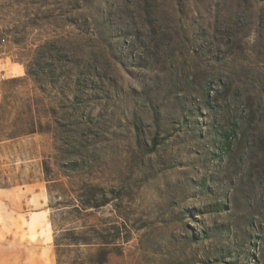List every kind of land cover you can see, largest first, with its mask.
<instances>
[{"label":"rangeland","instance_id":"obj_1","mask_svg":"<svg viewBox=\"0 0 264 264\" xmlns=\"http://www.w3.org/2000/svg\"><path fill=\"white\" fill-rule=\"evenodd\" d=\"M40 210L55 264H264V0H0V226Z\"/></svg>","mask_w":264,"mask_h":264},{"label":"crops","instance_id":"obj_2","mask_svg":"<svg viewBox=\"0 0 264 264\" xmlns=\"http://www.w3.org/2000/svg\"><path fill=\"white\" fill-rule=\"evenodd\" d=\"M34 213L38 215L33 217L30 227H37L36 234H31L29 230L27 232L25 226L20 230L3 224L0 226V264H55L50 241L48 239L42 241L45 237L43 235H48L51 230L48 214L45 210ZM42 213H45L46 219L40 217L39 214ZM29 235L32 238L36 237V241Z\"/></svg>","mask_w":264,"mask_h":264},{"label":"trees","instance_id":"obj_3","mask_svg":"<svg viewBox=\"0 0 264 264\" xmlns=\"http://www.w3.org/2000/svg\"><path fill=\"white\" fill-rule=\"evenodd\" d=\"M78 88L75 90L74 101L76 103L77 95H78ZM232 131L234 132L235 129H230L229 132H225L221 134V150L222 152L229 154L233 148V140H232ZM158 145L157 138L154 137L152 139V146L151 149L155 150ZM87 198L80 199L81 208L85 210L91 209H98L104 206V202L100 199L101 195L99 189L95 186H92L88 190ZM105 195V194H104ZM70 229H66L63 235L66 236L65 243H58L57 247L59 246H83L84 248H88V251H93L91 254L89 261L91 264H107L108 256L110 255V251L108 249L109 245L114 244L117 238H111L109 236V232L107 230L97 229L96 227H92L90 232L87 236L80 235L79 237L70 238L68 235H71ZM115 237V236H114ZM83 259L77 264H84Z\"/></svg>","mask_w":264,"mask_h":264}]
</instances>
